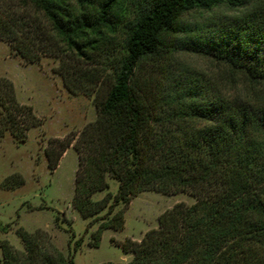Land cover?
<instances>
[{
  "label": "trees",
  "instance_id": "obj_1",
  "mask_svg": "<svg viewBox=\"0 0 264 264\" xmlns=\"http://www.w3.org/2000/svg\"><path fill=\"white\" fill-rule=\"evenodd\" d=\"M0 40L28 63L81 62L63 81L74 94L91 95L105 72L110 78L76 147L72 205L90 220L86 233L97 224L90 247L104 230H123V209L144 191L195 199L161 214L139 242L119 244L129 262L103 264H264V0L248 8L241 0H0ZM183 55L218 65L220 79L190 69ZM12 109L31 117L0 79L1 123L12 122ZM70 144L45 152L50 170ZM97 192L106 194L94 201ZM16 233L23 251L2 241L1 264H74L83 244L71 245V235L63 256L46 251L43 233Z\"/></svg>",
  "mask_w": 264,
  "mask_h": 264
},
{
  "label": "rangeland",
  "instance_id": "obj_2",
  "mask_svg": "<svg viewBox=\"0 0 264 264\" xmlns=\"http://www.w3.org/2000/svg\"><path fill=\"white\" fill-rule=\"evenodd\" d=\"M13 4L16 0H5ZM250 7L261 0H241ZM222 10H216L218 13ZM223 13H236L237 10ZM53 56H40L34 63L25 62L11 47L0 40V79L9 81L19 107L12 109V122L3 124L0 116V243L6 240L16 251L22 252L17 230L33 234L43 233L40 242L49 252L56 248L68 256V240L83 238V244L73 255L74 264L127 263L131 254H124L118 246L126 240L139 242L151 229L158 227V218L178 203L192 205L195 199L189 193L162 195L144 191L123 209L124 227L121 231L104 230L97 248L89 246L93 225L86 233L89 219H83L74 209L75 177L79 169V138L84 128L97 118V104L104 99L110 78L105 72L94 84L91 95L74 94L64 85L67 70L82 69V63ZM180 60L190 69L207 72L220 79V67L207 59L183 55ZM218 67V68H217ZM84 68V67H83ZM83 70V69H82ZM92 70V69H87ZM220 74V75H219ZM69 78V77H68ZM232 85V84H231ZM5 115V112L1 110ZM71 140L56 169L50 170L45 152L57 153L62 143ZM13 176L23 184L11 187ZM108 192L115 194L117 182L107 179ZM106 192H97L98 201ZM122 209L118 207L117 210ZM59 218L56 224V218ZM7 227V230H4ZM0 250V260H1ZM122 256H124L122 258ZM1 264V263H0Z\"/></svg>",
  "mask_w": 264,
  "mask_h": 264
},
{
  "label": "crops",
  "instance_id": "obj_3",
  "mask_svg": "<svg viewBox=\"0 0 264 264\" xmlns=\"http://www.w3.org/2000/svg\"><path fill=\"white\" fill-rule=\"evenodd\" d=\"M124 256H122V258H123Z\"/></svg>",
  "mask_w": 264,
  "mask_h": 264
}]
</instances>
